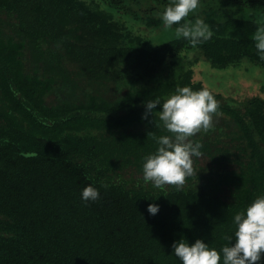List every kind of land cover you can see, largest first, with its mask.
<instances>
[{
    "label": "trees",
    "instance_id": "trees-1",
    "mask_svg": "<svg viewBox=\"0 0 264 264\" xmlns=\"http://www.w3.org/2000/svg\"><path fill=\"white\" fill-rule=\"evenodd\" d=\"M105 1L115 9L99 0H0V264H181L174 242L201 239L220 251L230 244L222 237H234V215L264 196V96L240 108L194 76L199 60L264 69L253 40L262 23L208 4L186 19H203L210 40L154 42L166 0L162 9L146 0L131 19L116 9L130 7ZM184 86L210 90L234 135L192 138L210 166L180 191L120 178L129 166L143 173L158 147L149 132L169 134L153 115L142 119L145 102ZM88 185L100 199L86 206Z\"/></svg>",
    "mask_w": 264,
    "mask_h": 264
},
{
    "label": "clouds",
    "instance_id": "clouds-1",
    "mask_svg": "<svg viewBox=\"0 0 264 264\" xmlns=\"http://www.w3.org/2000/svg\"><path fill=\"white\" fill-rule=\"evenodd\" d=\"M199 6L200 0H171L162 13L165 29H171L175 25L176 38L188 40L192 47L213 36L210 26L203 19L196 18L194 22L186 19ZM253 40L259 58L264 60V25L257 27ZM157 105L161 108L158 113L160 123H157V116L154 114ZM144 106L142 119L153 115L155 127H162L169 134L158 137L152 132L147 134L155 140L158 147L154 153L144 157L143 181L145 184L151 183L156 189L173 187L180 191L188 177L197 175L193 157L203 156V145L194 142L192 138L213 128V117L218 114L219 101L207 88L193 90L184 86L177 87L175 94H171L162 103L157 98L146 101ZM81 199L87 206L89 202L100 199V192L88 185L82 190ZM147 211L154 216L159 212V205L149 204ZM234 225V237L225 234L222 238L230 244L224 245L220 251L209 248L201 239L191 245L181 239L172 244L173 254L181 264H221V260L222 264H258L264 253V196L257 197L245 210L236 213Z\"/></svg>",
    "mask_w": 264,
    "mask_h": 264
},
{
    "label": "rangeland",
    "instance_id": "rangeland-1",
    "mask_svg": "<svg viewBox=\"0 0 264 264\" xmlns=\"http://www.w3.org/2000/svg\"><path fill=\"white\" fill-rule=\"evenodd\" d=\"M103 5L110 7L105 0H99ZM119 4H125L130 7L129 12H125L124 9L116 8L117 12L123 16L124 19H131L133 14L142 12L143 6L146 0H119ZM169 4L171 0H166ZM243 4L236 2L235 0H216V1H204L200 0L199 11L203 6L208 4H220L227 11H237L243 16H253L264 25V0H241ZM106 2V3H105ZM159 9H162V3L159 0L155 1ZM145 7V6H144ZM196 11V12H197ZM195 12V13H196ZM154 42H160L161 40L170 38L175 35V31L170 32L166 29H156L151 33ZM195 78L200 79L203 83L211 87L214 91L219 92L221 97L217 98L219 101H229L235 105L243 108L242 102L247 100L253 95L264 96V69L253 64L249 60L245 59L239 66H230L227 68H215L205 60H199L194 65ZM103 95L114 98L118 93H114L113 89H99ZM235 126L233 122L229 120V117L225 114L218 113L213 117V128L209 130V138L220 136L225 141L234 135ZM202 135H205L204 132ZM208 135L206 134V137ZM198 137V134H197ZM195 142V141H194ZM193 167L197 172V175H192L194 180L198 179L199 174H206L210 166L209 157L203 155L201 158L193 157ZM123 174L120 178L135 182L143 177V173L138 171L135 166H129L120 170ZM188 179L186 183H188Z\"/></svg>",
    "mask_w": 264,
    "mask_h": 264
},
{
    "label": "flooded vegetation",
    "instance_id": "flooded-vegetation-1",
    "mask_svg": "<svg viewBox=\"0 0 264 264\" xmlns=\"http://www.w3.org/2000/svg\"><path fill=\"white\" fill-rule=\"evenodd\" d=\"M236 2H238V3H241V4H243V2L241 1V0H235ZM253 1V0H252Z\"/></svg>",
    "mask_w": 264,
    "mask_h": 264
}]
</instances>
